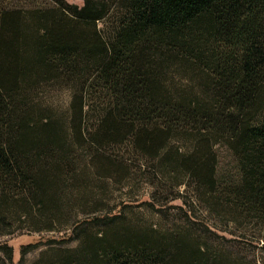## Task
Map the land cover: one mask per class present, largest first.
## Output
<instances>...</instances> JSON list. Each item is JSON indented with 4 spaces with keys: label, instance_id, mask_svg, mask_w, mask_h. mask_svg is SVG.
<instances>
[{
    "label": "trees",
    "instance_id": "16d2710c",
    "mask_svg": "<svg viewBox=\"0 0 264 264\" xmlns=\"http://www.w3.org/2000/svg\"><path fill=\"white\" fill-rule=\"evenodd\" d=\"M55 1L0 0L1 220L53 230L69 181L88 168L126 179L108 154L125 144L202 190L228 226L264 233V0ZM46 87L73 90L66 115L40 101ZM218 144L233 179L217 177ZM117 219L96 216L76 250L37 264H248L189 231Z\"/></svg>",
    "mask_w": 264,
    "mask_h": 264
},
{
    "label": "rangeland",
    "instance_id": "374dc122",
    "mask_svg": "<svg viewBox=\"0 0 264 264\" xmlns=\"http://www.w3.org/2000/svg\"><path fill=\"white\" fill-rule=\"evenodd\" d=\"M14 1L19 5L33 1V4H55V0ZM60 1L80 7L85 2ZM106 26L105 21L99 23L102 29ZM39 98L56 114L66 115L73 90L46 87ZM170 147L188 150L190 144L173 142ZM108 154L128 165L126 179L118 183L98 176L95 170L88 168L79 187L76 188L74 181H69L59 191L62 212L53 230L34 221L21 222L11 216L4 222L0 217V264H37L49 261L61 250H76L84 232L95 234L100 230L94 220L96 216L118 217L117 221L134 228L151 230L153 227L163 233L186 230L200 243L208 242L215 251L226 250L248 264L255 261L264 263V233L259 229L228 226L220 219V207L212 206L202 190L187 185L177 186L176 179L165 176L158 162L142 158L125 144L112 147ZM216 154L219 181L235 178L239 168L232 150L227 145L218 144ZM84 165L82 163V167ZM32 244L35 245L30 246ZM27 248L29 251L25 254Z\"/></svg>",
    "mask_w": 264,
    "mask_h": 264
}]
</instances>
